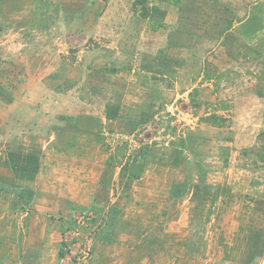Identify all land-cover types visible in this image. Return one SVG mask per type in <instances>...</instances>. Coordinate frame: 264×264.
<instances>
[{
	"label": "rangeland",
	"instance_id": "1",
	"mask_svg": "<svg viewBox=\"0 0 264 264\" xmlns=\"http://www.w3.org/2000/svg\"><path fill=\"white\" fill-rule=\"evenodd\" d=\"M135 1L0 0V264H264V0Z\"/></svg>",
	"mask_w": 264,
	"mask_h": 264
},
{
	"label": "trees",
	"instance_id": "2",
	"mask_svg": "<svg viewBox=\"0 0 264 264\" xmlns=\"http://www.w3.org/2000/svg\"><path fill=\"white\" fill-rule=\"evenodd\" d=\"M144 3H146V2H144V1H139V0H136V1L134 2L135 5L139 4V5H141V6H142ZM178 10H179V8H178ZM179 12H180V10H179ZM147 15H148L147 12H142V18H146ZM227 24H228V26L226 27L225 32H227V31L229 30V28H230V22L227 23Z\"/></svg>",
	"mask_w": 264,
	"mask_h": 264
},
{
	"label": "crops",
	"instance_id": "3",
	"mask_svg": "<svg viewBox=\"0 0 264 264\" xmlns=\"http://www.w3.org/2000/svg\"><path fill=\"white\" fill-rule=\"evenodd\" d=\"M179 11V10H178ZM99 256V255H98ZM98 260H100V257H98Z\"/></svg>",
	"mask_w": 264,
	"mask_h": 264
}]
</instances>
